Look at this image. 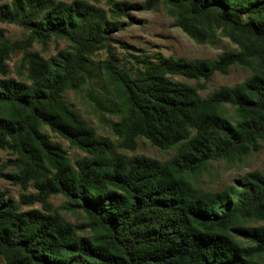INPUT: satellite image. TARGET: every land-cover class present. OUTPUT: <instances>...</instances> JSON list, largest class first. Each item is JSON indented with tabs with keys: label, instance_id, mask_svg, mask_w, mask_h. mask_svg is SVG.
I'll return each instance as SVG.
<instances>
[{
	"label": "trees",
	"instance_id": "obj_1",
	"mask_svg": "<svg viewBox=\"0 0 264 264\" xmlns=\"http://www.w3.org/2000/svg\"><path fill=\"white\" fill-rule=\"evenodd\" d=\"M145 1L106 0L111 18L84 0H0V23L27 32L14 42L0 37V149L14 157L7 166L15 172L6 177L35 190L20 204L41 205L21 211L0 191V264H264V164L218 192L191 181L213 162H241L264 148V0H162L173 26L194 42L228 39L235 50L213 61L132 55L133 68L122 69L111 51V34L123 26L115 19L157 3ZM52 39L69 46L50 58L33 50L39 44L45 51ZM101 50L109 98H91L118 117L111 124L117 148L133 151L139 138L160 150L177 147L168 161L116 152L66 101L92 78L91 57ZM16 52L26 81L7 78ZM233 66L251 76L200 95L215 73ZM44 128L86 156L72 164ZM59 194L84 223L54 212L49 200Z\"/></svg>",
	"mask_w": 264,
	"mask_h": 264
},
{
	"label": "rangeland",
	"instance_id": "obj_2",
	"mask_svg": "<svg viewBox=\"0 0 264 264\" xmlns=\"http://www.w3.org/2000/svg\"><path fill=\"white\" fill-rule=\"evenodd\" d=\"M3 4H10L11 0H1ZM72 3L76 0H55ZM92 4H96L105 9L109 13L110 7L106 4V0H98L95 3L93 0H84ZM117 2H129L134 5L143 6L145 0H115ZM168 6L162 0H157L155 7L150 11H131L130 17H120L115 20L120 21L123 26L119 30H115L111 34V51L120 60L119 67L130 69L133 68V60L131 56H150L154 57L157 54H162L166 57L173 56L175 58H184L190 61L207 59L215 60L223 51L235 50L234 46L228 39H222L219 43L211 44H197L190 39L181 29L173 26V18L169 15ZM0 37L10 42L23 40L27 37V32L16 25L0 23ZM69 44L65 40L52 39L45 51L39 44L33 45L34 51L41 52L45 58H50L58 53L60 50H65ZM127 46L128 49H125ZM108 57L106 50H101L92 56L94 66L92 67V78L77 91H69L65 94V99L78 116L84 120L91 128H93L99 137L109 139L115 151L126 155L145 156L156 159L160 162L168 161L177 152V147L167 150H160L150 144L145 138L137 140V147L133 151L120 150L117 148V137L113 134L111 129L112 122L118 120V117L110 115L104 110L97 107L91 98V94L100 98L104 103L108 101L109 89L106 87L104 81V73L100 68V62L105 61ZM22 53L16 52L7 62L9 67V74L7 78H13L19 81H26V71L22 74L20 63ZM251 76V72L239 66H233L229 74L222 75L215 73L207 84V88L200 90L202 97H208L214 91L222 87H233ZM174 81L185 82L192 86L199 87L201 82L188 79L185 77L174 76L171 77ZM0 79L3 77L0 75ZM230 110V108L228 107ZM229 114L232 115L230 110ZM44 131L50 134L53 141L61 143L63 148L67 151L68 157L72 164L82 159L86 154L77 148L71 147L70 144L58 136L50 132L47 128ZM14 158L7 150L0 149V191L4 192L7 198L12 199L19 204L21 211H28L32 209H41L40 204L23 205L20 204L23 195H30L35 193L32 186H29L27 191H24L20 185L14 184L6 176L13 174L15 171L12 167H8L9 159ZM264 164V148L261 147L257 152H252L248 157L241 162L227 163L225 161L213 162L209 169L191 178L194 186L204 192H218L226 187L234 184L236 179L244 177L246 174L259 171ZM54 212L59 213L66 222L75 225H81L85 222L84 215L79 211H70L65 208L66 199L62 195L52 196L49 200ZM261 223L249 222L246 226H259ZM87 235L88 232L81 233Z\"/></svg>",
	"mask_w": 264,
	"mask_h": 264
}]
</instances>
